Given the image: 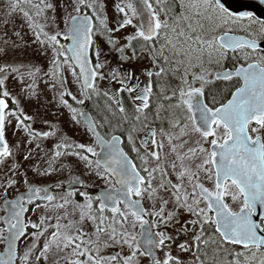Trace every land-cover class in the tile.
<instances>
[{
	"label": "snow or ice",
	"instance_id": "1",
	"mask_svg": "<svg viewBox=\"0 0 264 264\" xmlns=\"http://www.w3.org/2000/svg\"><path fill=\"white\" fill-rule=\"evenodd\" d=\"M257 5L117 0L110 26L105 0H5L0 264H264Z\"/></svg>",
	"mask_w": 264,
	"mask_h": 264
},
{
	"label": "flooded vegetation",
	"instance_id": "2",
	"mask_svg": "<svg viewBox=\"0 0 264 264\" xmlns=\"http://www.w3.org/2000/svg\"><path fill=\"white\" fill-rule=\"evenodd\" d=\"M105 2H106L107 6L109 7V10H110V14L108 15V17H109V23H110V26H111L112 21L116 18L115 9H114V3L117 2V0H105ZM231 3L233 4L234 7L239 8V10H241V11L253 10L252 8H248L246 6H248V5H256L257 4V0H231ZM255 10L257 11L258 14L264 16V6H258L257 5ZM132 31H134V29L132 27H129L127 29V31L122 30L120 35L121 36L127 35V34L131 33ZM105 51H106V54H107V58H108V60H109V62H110V64L112 66H115V65L120 63V61L118 60V57L116 56L115 53H110L109 54L107 52V49ZM144 64L147 65L148 61L145 60ZM106 70L107 69H105V71ZM141 79H143V77H141ZM98 83L100 84L102 89L104 87H106V86L109 87L110 89L112 87V86L108 85L107 81H98ZM47 96H48L49 99H51L52 93L48 92ZM124 96H125V102H126V106H127L128 104H130V101L127 99V94L126 93L124 94ZM97 102L101 106H103L104 99L101 97V98H99V100ZM49 107L51 108V111H53V112L57 111L55 102H53ZM86 107H87L88 110H92L93 109V102L92 101H86ZM26 110H28V109L26 108ZM32 110H34V108ZM45 118L49 119V120H55V117H53L50 113L45 115ZM59 122H60L61 127L64 129V131H66L75 140L80 141L79 139H77L75 137V135L73 136V134H71L72 132L70 131V118H69L68 113L66 111H64V115H62L60 117ZM34 126L36 128H38V129L45 128V126L42 123H40L39 120L37 121L36 125H34ZM45 130H46V128H45ZM8 139H9L10 143L13 142L15 139H17V137L12 135V130L11 129H9V132H8ZM83 141L86 142L85 140H83ZM42 146H44L46 148L47 147H51L52 146V142L51 141H43L42 142ZM41 155H43V154L41 153ZM57 183H58L57 180L52 181L50 183H47L48 185H52V194H54L55 192H58V191H64V190L66 191V187H67L66 182H65V185H64V189L57 188L56 187ZM30 230L31 229H29V231ZM181 255H183V254H181Z\"/></svg>",
	"mask_w": 264,
	"mask_h": 264
},
{
	"label": "rangeland",
	"instance_id": "3",
	"mask_svg": "<svg viewBox=\"0 0 264 264\" xmlns=\"http://www.w3.org/2000/svg\"><path fill=\"white\" fill-rule=\"evenodd\" d=\"M4 7H5V0H0V19L3 18L2 13H3ZM107 13H108V15L110 14V10H109L108 6H107ZM19 22H20L19 19H16V23L18 24ZM10 28H11V25H9V29ZM2 29H3V25L0 24V31H2ZM32 59L35 63H38V64L44 66L45 68L47 67V58L46 57H44L42 55H34V56H32ZM65 75L71 81L70 73L66 72ZM9 86L10 87L13 86L11 81L9 82ZM75 90H76L75 86H73V91L75 92ZM70 131L72 132L71 134H73V136L75 135V137L80 140V142H84L83 140H85L87 142L88 138H87V136L81 134L82 130L74 128L71 125V123H70ZM38 163H41V166H43V162L38 161ZM8 164L10 165L11 161H8ZM4 170H5V165H0V179H2L4 176ZM30 175H31V173H30ZM64 179H65L64 176H58L57 174L54 173L51 179L43 178L40 181V183L41 184H47V183H50V182L55 181V180L59 181V180H64ZM20 191H24L23 186L20 187ZM64 191L55 192L53 195L57 196V198H58L59 196L64 194ZM2 203H3V201H2V199H0V205H2ZM3 214H4L3 211H0V215H3ZM29 215H31V213H29ZM31 219L36 220L37 217L35 215H31ZM30 231H32V229Z\"/></svg>",
	"mask_w": 264,
	"mask_h": 264
},
{
	"label": "water",
	"instance_id": "4",
	"mask_svg": "<svg viewBox=\"0 0 264 264\" xmlns=\"http://www.w3.org/2000/svg\"><path fill=\"white\" fill-rule=\"evenodd\" d=\"M68 187V186H67ZM67 187H66V190H67Z\"/></svg>",
	"mask_w": 264,
	"mask_h": 264
}]
</instances>
